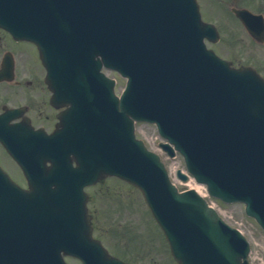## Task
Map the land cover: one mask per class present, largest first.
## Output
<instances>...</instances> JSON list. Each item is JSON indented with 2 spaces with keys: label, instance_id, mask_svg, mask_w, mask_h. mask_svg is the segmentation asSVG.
<instances>
[{
  "label": "water",
  "instance_id": "95a60500",
  "mask_svg": "<svg viewBox=\"0 0 264 264\" xmlns=\"http://www.w3.org/2000/svg\"><path fill=\"white\" fill-rule=\"evenodd\" d=\"M236 12L250 31L257 27L253 15ZM77 20H93L86 27L96 36L89 56L69 45L59 49L61 98L73 109L66 124L74 146L64 139L57 154L67 176L26 191L0 172V264H63L62 248L95 264H116L101 263L107 257L85 221L83 186L103 172L141 190L179 264H249L245 237L193 189L178 191L158 155L135 138L133 120L155 123L197 182L223 202H243L264 230V80L252 68L229 67L205 47L203 37L215 30L201 21L195 0H0L1 24L62 29L64 44ZM107 22L110 34L103 38ZM102 64L127 77L120 98L113 80L99 72ZM40 218L50 230L44 245L11 244L13 228L30 219L37 227Z\"/></svg>",
  "mask_w": 264,
  "mask_h": 264
},
{
  "label": "rangeland",
  "instance_id": "374dc122",
  "mask_svg": "<svg viewBox=\"0 0 264 264\" xmlns=\"http://www.w3.org/2000/svg\"><path fill=\"white\" fill-rule=\"evenodd\" d=\"M204 19L215 20L220 24L221 41L215 44V49L223 56L232 60L235 65L250 64L264 75V45L254 42L245 32L241 23L234 19L228 12L227 3L230 0H199ZM242 4L252 10L264 11V0H231L229 6ZM123 82L118 85L120 89ZM137 133L142 137L149 148L156 151L165 163L172 180L179 188L188 185L183 184L175 176L178 168H184L180 155L169 157L157 145L160 140L155 128L147 124H138ZM2 157L3 155L0 154ZM4 159V158H3ZM107 187L99 189L98 186L90 188L91 192L98 195L96 199V211L99 223L106 230L104 236L108 244L114 248L116 244L151 242H165L163 235L154 221L143 197L140 193L129 188L127 184L109 179ZM105 185V186H106ZM226 214L231 220L242 223V227L250 241L251 264H264V232L247 218L243 206L239 203L226 205ZM128 225V226H126Z\"/></svg>",
  "mask_w": 264,
  "mask_h": 264
},
{
  "label": "flooded vegetation",
  "instance_id": "af4514ba",
  "mask_svg": "<svg viewBox=\"0 0 264 264\" xmlns=\"http://www.w3.org/2000/svg\"><path fill=\"white\" fill-rule=\"evenodd\" d=\"M50 97L46 68L41 62L36 45L15 39L8 31L0 28V114L5 108H14L10 112V125L25 123V127L28 126L29 129L50 133L55 129L58 115L62 111V107L54 105ZM0 154L11 161V164L5 162L4 165L10 174L26 186L20 168L1 144ZM100 234H106V230L94 225V235ZM107 248L128 264H175L166 244L124 243ZM70 263L81 262L72 259Z\"/></svg>",
  "mask_w": 264,
  "mask_h": 264
},
{
  "label": "bare ground",
  "instance_id": "6f19581e",
  "mask_svg": "<svg viewBox=\"0 0 264 264\" xmlns=\"http://www.w3.org/2000/svg\"><path fill=\"white\" fill-rule=\"evenodd\" d=\"M196 188V187H195ZM197 189V188H196Z\"/></svg>",
  "mask_w": 264,
  "mask_h": 264
}]
</instances>
